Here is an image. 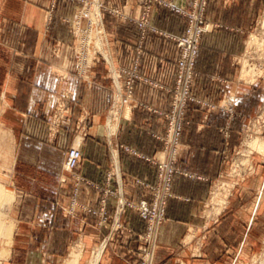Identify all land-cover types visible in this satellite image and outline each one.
<instances>
[{"label": "crops", "instance_id": "1", "mask_svg": "<svg viewBox=\"0 0 264 264\" xmlns=\"http://www.w3.org/2000/svg\"><path fill=\"white\" fill-rule=\"evenodd\" d=\"M114 1L123 4V0ZM186 1L175 2L183 6ZM121 3L117 7L127 16L138 15L134 0H125L124 6ZM48 8L24 4L12 11L13 19L7 24L20 36L3 47L7 53H0V124L11 131L17 143L9 171V187L13 190L0 186L13 197L9 207L14 194L23 198L22 210L13 214L15 221L5 224L12 230L4 250L9 254L6 264H79L81 253L90 251L91 257L84 263L89 264L100 249L97 264H140L134 250L144 222L136 212L126 210L121 216L125 227L121 233L97 227L99 220L92 212H98L101 194L96 186L113 173V187L117 185L127 200L151 201L146 185L155 182L157 168L144 158L164 157L160 140L166 128L163 114L171 102L164 87L173 84L177 49L169 38L154 34L139 40L133 35V24L122 22L117 26L120 22L108 16L104 20L108 40L104 37L109 52L107 59L103 57L112 71L97 59L82 77L75 72L76 56L67 51L71 38L66 32L60 36L55 32L70 27V22L59 20V11ZM161 11L158 9V13ZM158 27L172 36L183 32L162 24ZM217 29L201 40L192 93L207 104H234L238 115L230 118L226 112L205 111L197 104L188 106L176 163L181 174L174 177L175 198L168 202L166 220L158 233L154 264L195 262L199 251L195 239L203 233L206 237L210 232H230L229 220L234 215L223 205L212 206L210 195L225 174L229 158L242 144V107L255 91L245 89L240 55L231 47L238 45V37L223 36V31ZM139 44L140 53L135 51ZM134 67L156 86L136 81L129 102L120 105L117 94L123 93L126 77L121 70L129 72ZM60 102L67 104L69 113L54 123L52 115ZM111 115L109 132L107 121ZM78 141L81 161L68 173L62 167L65 153L72 142ZM54 156L60 161L51 162ZM71 175L77 178L76 200L88 209L77 208L72 218L53 210L55 204L70 201L75 183ZM20 181L28 183L27 191ZM114 203L109 200L108 212H113ZM38 210H50L44 232H40Z\"/></svg>", "mask_w": 264, "mask_h": 264}, {"label": "rangeland", "instance_id": "2", "mask_svg": "<svg viewBox=\"0 0 264 264\" xmlns=\"http://www.w3.org/2000/svg\"><path fill=\"white\" fill-rule=\"evenodd\" d=\"M134 1L137 3L136 8L138 10V15L136 17L130 15L127 16L117 7V5L121 2L116 3L114 0H0V53H7V50H4L3 47H6L7 43L11 42L12 38H16L17 40L20 36L17 29L8 27L7 22H11L13 19L12 11H18V8L24 4L36 5L37 7H44L47 5L49 7V11H59V20L68 19L70 23H68V21V24L66 22L64 23L67 25L70 24V27L66 29H56L55 32L56 34H59V36L61 33L66 32V36L71 38L69 42L70 44L67 45V51L76 56L75 72L81 74L82 77L87 74L88 70L91 68V64L97 59L103 60L105 64H108L110 72L112 71L110 63L107 62L99 51L89 49V43L92 40L91 22L89 21V18L96 3L98 5L102 33L105 35L106 40H108L109 31L105 27L104 20L108 16H111L116 21L120 22L117 26H119L122 22H129L133 24L136 30V33H133V35L139 38V40H143L147 34H154L163 38H169L173 41L178 55L173 68V84L168 87H164L165 92L171 95V102L169 110L163 114L166 122L164 136L160 138L164 144L162 150L163 154L167 148L166 138L168 135L169 122L175 116L174 113H176L174 103L177 88H183L186 84L189 99H187L183 107L182 115L177 116L176 113V120H181L182 123L179 144L177 147V156L174 158L169 156L170 160L166 155L162 158L166 161L169 160L172 162L175 174L173 175L169 189L170 194L165 197V190H161L159 192L161 197L165 199L164 221L155 230V232H157V237L152 257V264H154L158 233L160 227L166 220L168 202L175 198L172 190L174 177L181 174V172L176 168V163L178 161L181 147V136L186 123L185 115L188 106L190 104H197L205 111L226 112L230 118H236L238 115L234 104L231 106H216L209 103L207 104L206 102L195 98L192 93V87L195 80V63L199 53L201 40L206 35H213L214 30L217 28H219L217 30L223 31L221 32V35L223 36L229 35L230 37H238V45H231V47L237 49L236 51L240 55L239 64L242 71V81L244 82L245 89L249 91V88H254L255 95L251 96L242 107V117L244 119L242 144L237 152L233 153V155L229 158L225 174L219 182H216L213 187L212 194L210 195V202L212 203V206H217V204H213L214 196H224L226 203L223 206L227 208L228 213L234 216H230V232H210L206 237H204L203 233L200 237L195 239L196 247H198L199 251L195 254L197 256L195 262L193 261L192 263H189L264 264V150L252 151L250 154H246L245 157H242L240 153L241 150H245L243 145L244 139H257L259 141H264V139H262L264 138V0H187L186 5L183 6L177 5L175 2L176 0ZM122 5H125V0H123ZM2 7H5V9H2ZM158 9H163V11L158 13ZM171 14L177 16L178 18H174ZM76 23L77 27L75 25ZM159 24H162V26L168 29L174 28L180 31L183 30V32L180 36H172L166 33V29L162 28L163 30H161L158 27ZM213 25H216L217 27L215 26L214 28ZM191 30H193L192 33L197 34V37L193 35L192 39L193 42H197V50L193 60V66L189 72L188 68L181 66L184 53L189 48L186 44L184 46L179 43V41H188L187 39L191 34ZM105 37L103 39L105 51L109 52ZM135 51L139 53L142 52V45H137ZM132 71H135L138 76V80L136 81H143L152 86H156L142 78L138 74L136 67H134ZM125 72L126 71L121 70V74L126 75ZM118 79L119 78H117V81ZM126 80L127 75L125 77L123 87H125ZM119 90L118 92H120ZM121 95H126L125 90H123ZM65 98L67 99L68 96ZM66 105V103L63 105L62 102H60L59 108L57 109L58 111L56 110L55 114L52 115L54 123H57L60 118H66L65 116L69 113ZM0 130L4 131H0V184L5 186L7 190L11 191L13 189H11L9 185H11L12 173L9 171H11V166L16 157L17 143L14 141L12 133L9 129L4 128L0 124ZM74 143L72 142V144L67 148L63 160L62 167L66 172L68 171L65 169V162L69 150L75 148L80 151V141L76 144ZM159 160L161 159L147 158L145 161L156 166V162ZM59 161L60 158L57 156L51 157V162L56 163ZM184 175L188 177L190 176L189 174ZM157 177L158 173L156 171L155 182L153 184L146 185L152 194L151 201H146L150 207L154 205L153 201L156 197L155 188L158 183ZM72 178L75 183L70 201L67 204H55L53 207L54 211L57 210L64 217L67 216L71 218L76 215V210L79 207L83 210H88L78 204L76 200L77 178L75 176H72ZM111 178L115 179V175L113 173H108L103 183L99 186L100 189H98L101 194L100 207L98 212H92L97 215L99 220L96 226L102 230L110 228L115 231H120L118 233H121V231L125 229L121 220L122 214L126 210L136 212L139 219L145 224L144 231L137 235V245L134 250L140 264H143L144 253L142 252V249H144V246H147L144 235H146L147 227H149L148 222L147 220L142 219L135 209L121 204L120 193L122 195V192L117 185L113 187ZM20 184L22 187H26L25 190L27 191L28 183L20 181ZM19 196L20 195L18 193L14 194L15 200L13 205L10 207L8 214L5 210H3V212L0 211V222L2 221V225L15 221L13 219L14 215H16V212L18 214L19 210H22L23 198H20ZM122 198L134 205H139L141 202H130L123 195ZM110 199H113L115 202L112 213L107 211ZM49 212L38 210L40 216H38L37 219L41 224L40 232H44L43 227L47 224L45 218H47L46 215H48ZM26 213L28 212L26 211ZM14 223L16 227L17 223ZM237 230L239 232H237ZM242 230H244V232H241ZM0 241V264H6L9 254L8 256L6 255L7 253L4 251L6 247H4V245L7 240L1 235ZM101 243L102 242H100V244ZM90 253V251H85L83 254L81 253L79 264H84L91 257Z\"/></svg>", "mask_w": 264, "mask_h": 264}, {"label": "built area", "instance_id": "3", "mask_svg": "<svg viewBox=\"0 0 264 264\" xmlns=\"http://www.w3.org/2000/svg\"><path fill=\"white\" fill-rule=\"evenodd\" d=\"M192 31L193 30H191V34L187 39L188 41L185 40L179 41V43H181L184 46L186 44V46L189 48L184 53L183 61H181L182 63L181 66L184 68H188L189 72L191 67L193 66V60L197 50V44H196L197 42L192 41L193 35L197 37V34L192 33ZM125 73L127 75V80L125 83V87H123V90H125L126 95L121 96L122 105H126L129 102L133 92V84L136 80H138V76L136 75L135 71L125 72ZM176 93L177 94L174 103V108L176 109L175 112L177 113V116L178 115L181 116L183 107L187 99H189L186 84L184 85L183 88L178 87ZM176 113H174L175 116L169 122L168 133H167L168 135L166 138L167 148L165 149L163 154L166 155L169 158V160L170 157L174 158L177 156V147L179 144V136L182 127L181 120H176ZM144 159L147 160V158ZM169 160L166 161L165 159H161L156 162L158 183L156 185L157 187L155 188L156 197L155 200L153 201L154 205L152 207H150L146 201H141L139 205H134L132 203H129L128 201L122 198V195L120 193L121 204L123 206L126 205L128 207L135 209L139 213V216L142 219L147 220L148 222L149 227H147L146 235H144V239L147 246H144V249H142V252L144 253L143 264H152L154 245L156 244V237H157V232H155V230L164 221L165 199L161 197L159 192L161 190H165L166 192L165 197H167L170 194L169 189L175 171L173 170L172 162ZM80 161H81V152L75 148L69 150L65 162V169L68 172L72 173L76 168V166L80 163ZM96 188H99V186H96Z\"/></svg>", "mask_w": 264, "mask_h": 264}, {"label": "bare ground", "instance_id": "4", "mask_svg": "<svg viewBox=\"0 0 264 264\" xmlns=\"http://www.w3.org/2000/svg\"><path fill=\"white\" fill-rule=\"evenodd\" d=\"M90 14L91 15H90L89 21L91 22V38H92V40L89 43V49L94 50V51H99V53L105 57L107 52L105 51V45L103 42L104 35L102 33L97 3L94 5V8ZM105 58L107 59L108 57H105ZM117 97H118V101H119L118 103L121 105L122 97H121V95H119V93L117 94ZM114 110H115V107H114ZM112 116L113 115H111L109 120L107 121V126H108L109 132H110V127L112 125V121H111ZM262 139H264V138H262ZM244 148H245V150L241 152L242 157H245L246 154H250L252 151H255V150H258V151L264 150V141H259L257 139H247L244 141ZM12 199H13V197H11V195H9L8 192L0 186V206H1L0 211L1 212H3V210H5V209H8V207L11 205V203L13 201ZM224 202H225V197L222 195H216L213 198V203L217 204L219 207L224 205ZM1 222H0V237L2 235L3 238H6L7 241L4 245V247H7V245L9 244L10 236L12 234L11 233L12 230H10L5 225H2ZM10 241H11V239H10ZM101 254H102V249H100L98 251V253L95 255V257L93 258V260L89 264H97L101 258Z\"/></svg>", "mask_w": 264, "mask_h": 264}]
</instances>
